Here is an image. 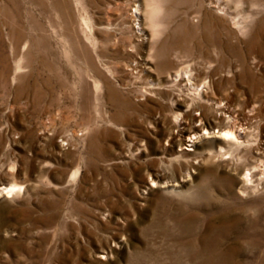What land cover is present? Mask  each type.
<instances>
[{
	"label": "rangeland",
	"instance_id": "1",
	"mask_svg": "<svg viewBox=\"0 0 264 264\" xmlns=\"http://www.w3.org/2000/svg\"><path fill=\"white\" fill-rule=\"evenodd\" d=\"M12 183L0 264H264V0H0Z\"/></svg>",
	"mask_w": 264,
	"mask_h": 264
},
{
	"label": "bare ground",
	"instance_id": "2",
	"mask_svg": "<svg viewBox=\"0 0 264 264\" xmlns=\"http://www.w3.org/2000/svg\"><path fill=\"white\" fill-rule=\"evenodd\" d=\"M183 72L178 71L175 74V81H177L178 79H184L182 76ZM186 81L188 82V88L192 91L193 96H195V98L200 102V105H205V104H209L212 108L217 107L216 109L219 111H223L224 113H229L230 122L219 128V129H211L209 127H203L204 131L199 132L201 129L198 127H194L192 130H190L189 128H185V127H181L179 132H180V136L181 138H186L184 141H191L192 144L194 145L195 142L197 140H200L202 137H215L223 142H241V138L246 137V132L242 127V120L246 119L248 117V115H243L241 118H237L234 115V111H230L228 109V103H225L226 105H220V102L224 99L223 96L218 95L217 97H213V96H208L207 95V90L210 87V83L207 82H203L201 85L195 84L193 82H191V78L190 76L187 74L186 77ZM210 82V81H209ZM202 87H205L206 90H201ZM253 109L249 110L252 111ZM207 117V115L202 112L200 113V115L195 116L192 118L193 121H200L203 122V120H205ZM180 119L182 120L181 124L186 125V117L182 116L180 117ZM180 120V121H181ZM249 120V119H247ZM207 124H209L207 122ZM180 125V122H178V127ZM242 130V132H240V130ZM169 140L172 144L177 143L178 139H176V136L171 133V135H169ZM229 140V141H227ZM151 181L153 182V180L151 179ZM154 183V182H153ZM20 186H18L16 183H12V184H5L2 185L0 184V197L3 196H10L12 194L17 193L16 191L18 190Z\"/></svg>",
	"mask_w": 264,
	"mask_h": 264
}]
</instances>
